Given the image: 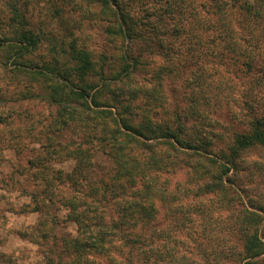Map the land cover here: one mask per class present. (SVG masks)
Listing matches in <instances>:
<instances>
[{"label":"trees","instance_id":"trees-1","mask_svg":"<svg viewBox=\"0 0 264 264\" xmlns=\"http://www.w3.org/2000/svg\"><path fill=\"white\" fill-rule=\"evenodd\" d=\"M84 1L98 4L101 15L98 18L109 23L106 36L116 43L119 52L97 57L84 46H78L76 38L54 44L47 32L34 33L27 27L24 14L13 4L8 6L12 14L5 22L7 32L0 31V50L6 52L2 53L0 61L3 69L27 73L31 85L35 82L43 85L46 93L42 97L60 115L55 123L57 129L74 121L81 125L86 135L85 141L65 144L62 150L65 152L62 157L73 159L75 164L65 178L73 192L61 203L67 206L70 219L76 223L77 234L59 238L53 232L55 221H50L48 215L42 218L39 226H49L40 232L39 246L45 264L176 262L178 258L174 253L164 258L159 251L163 219L169 217L177 221L186 213L210 219L212 206L205 208L210 194L213 206L228 204L234 215L226 230L235 244L228 253L220 251L214 256L216 264H264V206L257 201L251 204L243 201L231 179L243 154L264 148V113L258 110L264 106V95L259 91L258 96L255 94L241 101L238 126L236 129L230 127V137L224 139L217 135L216 122L209 112L198 113L196 96L199 95L191 94V103L186 108L165 98L164 80L185 73L184 66L171 61L172 56L168 61L165 59L169 64L164 69L158 67V91L155 88L148 91L144 86L123 89L142 65V52L134 43L142 41L143 47L148 49L157 43L158 37V47L170 51L172 47L164 36L166 32L159 28L169 30L166 20L177 14L186 18L174 25L176 34L186 32L191 36V51H197L195 46L201 39L216 45L223 39L227 43L225 47L235 53L230 56L233 64H239L242 74L255 73L253 89H261L264 87V0H203L197 3L195 0H158V6L152 8H144L142 4L141 9L148 12L151 9L149 14L158 17L157 23L150 24L151 30L137 28V14L131 13L129 6L134 0H81ZM202 13L209 18L200 20ZM211 23L222 29L217 35L213 33L211 37L202 38L205 26ZM41 39L48 41L45 49L51 53V60L40 52L41 59L33 62L30 55L39 48ZM133 48L138 50L136 54ZM210 53L220 59L223 55L215 49ZM195 55L192 53L193 57ZM175 56L179 59L180 53L175 52ZM199 75H194V79L201 77ZM32 88L28 89L29 97L34 94ZM143 92L149 95L143 103L150 106L147 110L131 104V100ZM156 92L158 97L154 95ZM157 99L158 111L155 110ZM2 101L4 99L0 98V108L4 105ZM203 103L211 108L206 99ZM196 113L200 114L198 120ZM219 141L224 146H220ZM93 150L102 151L113 160L114 167L104 171L98 179L91 175ZM48 152L52 154L56 150ZM178 170H184L190 181H195L191 194L186 190V195L180 197V183L176 191L170 189L169 192L168 177ZM202 195L205 196L197 205L189 204V199ZM33 210L41 212L38 206ZM6 261L9 263L8 257L0 252V264Z\"/></svg>","mask_w":264,"mask_h":264},{"label":"rangeland","instance_id":"rangeland-1","mask_svg":"<svg viewBox=\"0 0 264 264\" xmlns=\"http://www.w3.org/2000/svg\"><path fill=\"white\" fill-rule=\"evenodd\" d=\"M195 1L197 3L203 0ZM85 2L0 0V31H4L7 26L5 22L12 14L8 11V6L13 4L24 14L28 22L27 27L34 33L47 32V37L51 38L54 44L76 38L78 46H84L97 57L99 54L109 56L119 52L115 48L116 43L106 36L105 31L109 23L98 18L101 17L98 4ZM142 4L144 8L157 7L158 0H134L129 5L130 12L137 14V28L151 30L150 24L157 23L158 17L149 14L151 9L149 12L141 9ZM186 9L189 11L190 7L187 6ZM181 18L186 17L178 14L168 17L166 21L169 30L159 28L166 32L164 36L173 52L163 46L158 47V37L157 43L148 49L143 47L142 41L134 43L142 52V65L139 67L140 71L132 75L129 84H124L123 89L128 88L126 86H144L148 91L153 88L158 91V67L164 69L169 64L166 60L172 56L171 61L177 62L178 66H184L185 73L164 80L162 92L165 98L180 108H186L191 103V94L199 95L196 96L200 111L198 113L205 114L204 112L208 111V115L210 114L216 122L217 135L227 139L230 137V127L236 129L241 118V101L249 100L250 96L257 95L259 91V94L264 95V87L253 89L252 77L255 73H241L239 64H233L234 61L230 58L235 53L225 47L227 43L223 39L218 45L211 44L208 39H201L196 43L197 51H191V36H187L186 32L178 35L174 28ZM199 18L203 20L209 17L202 13ZM221 29L217 24L205 26L201 36L211 37L213 33L217 35ZM156 30L158 36V27ZM39 45V50L33 51L30 59L38 62L43 53L45 58L51 60V53H47L45 49L46 45L48 46L47 39H41ZM212 49L222 51L221 59L220 56L210 53ZM133 51L134 54L138 52L136 48H133ZM175 52L180 53L179 59L182 61L175 56ZM2 53L6 52L0 50V61ZM192 53L196 54L195 57ZM166 54V58H163ZM25 74L27 73L5 71L0 65V98L4 99V105L0 108V115L3 117L0 122V252L8 257L9 263L6 261L5 264H45L39 246L42 241L40 232L49 229V226H39L38 222L46 215L50 217V221H55L53 232L59 238L77 234L76 223L70 219L67 206L61 203V200L73 192L72 186L65 178L75 164L73 159L62 157L65 154L62 150L65 144L85 141L86 135L81 125L74 121H69L67 125L57 129L55 123L60 119V115L55 111V107L42 97L46 93L43 85L38 82L31 85L29 76ZM196 74L201 77L194 79ZM30 86L33 87L34 94L29 97ZM146 92L132 99L131 104L135 107L141 106V110H147L150 106L143 105L149 98ZM154 95L158 97V92ZM205 99L210 102L212 109L203 103ZM255 105L258 106L257 103ZM155 110L158 111V99ZM258 110L259 113H264V106L261 105ZM198 113L195 115L197 120L200 116ZM218 144L223 145L221 141ZM52 149L56 152L50 154L48 151ZM93 158V179H98L104 171L114 167L113 160L102 151H94ZM164 178L165 175L162 180ZM168 179L169 192L170 189L176 191L177 184L180 183V197L186 195V190L192 193L195 181H190L184 170L169 175ZM231 179L237 185L243 201H250V204L257 201L264 206V148L252 149L243 154L238 169L231 174ZM184 186L187 189H184ZM204 196L198 199L193 197L188 202L192 206L197 205ZM210 197L211 194L207 195L205 203V208L212 206L209 208L210 219L195 213H186L180 221L169 217L163 219L158 247L164 258L175 254L178 259L171 264H216L214 256L219 255L220 251L228 253L235 244V239L229 237L226 230V226L233 221L234 215L230 213L232 206H213ZM49 198H52L51 201ZM183 201L186 202L184 199ZM36 206L41 212L33 210ZM163 262L160 261L161 264Z\"/></svg>","mask_w":264,"mask_h":264}]
</instances>
